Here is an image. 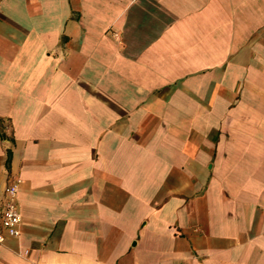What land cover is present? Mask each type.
<instances>
[{"label": "crops", "instance_id": "obj_1", "mask_svg": "<svg viewBox=\"0 0 264 264\" xmlns=\"http://www.w3.org/2000/svg\"><path fill=\"white\" fill-rule=\"evenodd\" d=\"M0 264H264V0H0Z\"/></svg>", "mask_w": 264, "mask_h": 264}, {"label": "built area", "instance_id": "obj_2", "mask_svg": "<svg viewBox=\"0 0 264 264\" xmlns=\"http://www.w3.org/2000/svg\"><path fill=\"white\" fill-rule=\"evenodd\" d=\"M21 179L12 177L3 187L4 201L0 212V244L7 236L20 234L21 215L19 211L17 194Z\"/></svg>", "mask_w": 264, "mask_h": 264}]
</instances>
